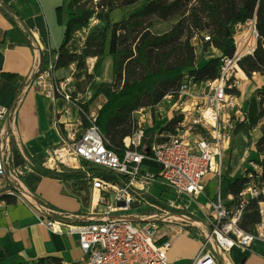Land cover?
<instances>
[{"label":"built area","instance_id":"built-area-1","mask_svg":"<svg viewBox=\"0 0 264 264\" xmlns=\"http://www.w3.org/2000/svg\"><path fill=\"white\" fill-rule=\"evenodd\" d=\"M201 35L203 42L212 40L209 33L202 32ZM260 39L256 16L236 23L235 51L231 55L221 53L217 77L199 80L187 76L176 92L166 95L155 106L162 115L167 114L170 121L178 120L174 132L157 133L145 151L140 148L148 128L144 125L146 114L142 115L133 134L124 139L120 153L108 146L95 116L87 115L90 124L82 126L81 131L66 134L59 128V142L45 155L46 168L62 170L64 166L85 171V163H89L115 173V180L92 177L88 173L100 193L99 203L88 213H57L48 208L50 218L41 219V224L53 230L64 225L68 234L78 237L84 256L74 263L62 264H167L173 239L189 234L190 228L199 225L186 215L177 218L182 214L179 211L183 210V204L170 198L165 204L174 213L148 218L129 214L134 209L158 207L146 195H151V186L159 178L178 197L200 196L205 194L208 179L219 181L216 196L209 198L210 212L205 228L199 227L197 231L200 249L195 264L210 261L218 264V259L224 264L234 246L251 247L255 241L264 243V177L260 178L259 162L249 160L244 175L248 182L240 192L237 204H230L232 195L227 199L222 195L224 157L237 124L247 120L249 98L246 96L254 88L252 85L255 90L263 86L258 79V75L263 77L260 73L249 77L240 66L244 57L254 55ZM58 57V54L50 55L48 65L42 63L30 83L45 97L64 99L68 105H75L80 113L86 114L78 105L81 94L76 82L70 76L58 74ZM22 100L20 93L13 105L0 104V197L16 196L21 192L19 195L25 200L22 178L27 173L26 166L17 165L11 159L12 133L9 131V124L15 119ZM144 160L159 164V173L142 172L140 165ZM251 199H259L260 220L253 230H247L242 226V218ZM56 214L59 218L54 217Z\"/></svg>","mask_w":264,"mask_h":264},{"label":"trees","instance_id":"trees-1","mask_svg":"<svg viewBox=\"0 0 264 264\" xmlns=\"http://www.w3.org/2000/svg\"><path fill=\"white\" fill-rule=\"evenodd\" d=\"M82 0H64L58 8L59 22L66 26L64 40L58 51L57 69L69 67L76 63V70L87 68V60L97 57L113 56V80L103 81L99 84L94 95L87 101H78V105L86 114L81 113L82 126L87 127L90 121V105L100 95L106 98L100 108L96 123L108 140V146L120 153L124 148V139L135 131L137 120L134 113L147 107L154 108L166 95L176 92L187 76H193L199 80L214 79L218 75L220 58H214L202 67L196 65L195 45L191 42V36L185 37L186 31L182 22L177 23L170 31L154 34L145 26L147 18L158 16L162 19L177 14L183 4L190 0H99L97 15L104 21V26L99 31L92 32L86 42L83 51L72 52L68 44L73 38V29L76 26H86L93 13V9L81 4ZM197 6L192 9L195 26L199 33H207L203 23V17H208L215 25V35H211V41L204 42L212 45L222 53L231 55L235 51L233 42L234 26L238 22H245L256 16L257 29L261 39L254 55H248L242 59L240 66L249 77L254 73L264 75V0H197ZM204 13L201 16L200 13ZM202 37V41H203ZM4 42H0L3 44ZM55 54V53H53ZM43 65H48V59L44 58ZM93 73H87L84 83L91 85ZM83 82L76 85L81 87ZM80 91V90H79ZM78 91V92H79ZM237 92L236 89L233 90ZM260 93V101L248 107L247 120L237 124L235 134L244 129L256 127L264 117V85L256 90ZM81 93V92H79ZM178 119L170 121L164 128L169 132L175 131V123ZM63 132V128H62ZM153 127L147 128L146 137L140 148L145 151L150 147L155 138ZM256 150L259 157L252 158L259 162L264 177V130L256 141ZM15 163L25 162L19 150H14ZM30 158H34L30 157ZM142 172L159 173L161 166L155 162L144 160L140 165ZM51 173L63 180H73L80 188H87L88 173L92 177H102L106 180H115V173L101 167H90L83 170H70L62 167L61 172L51 170ZM162 181L160 178L158 179ZM248 178L243 176L234 180L223 175L222 189L225 197L232 195L231 205L239 201V194L244 189ZM147 198L154 203H163L151 195ZM170 192L163 190L162 198L166 199ZM7 203L16 202L12 195H2L0 201ZM259 199H251L245 209L242 218V226L247 230H253L260 220L258 213ZM6 260L0 245V262ZM39 264H62L58 257H44Z\"/></svg>","mask_w":264,"mask_h":264},{"label":"crops","instance_id":"crops-1","mask_svg":"<svg viewBox=\"0 0 264 264\" xmlns=\"http://www.w3.org/2000/svg\"><path fill=\"white\" fill-rule=\"evenodd\" d=\"M63 3L64 0H0V42H4L0 44V104L11 106L20 93L23 96L17 115L9 124V131L24 158L45 156L47 150L59 142V128H63L66 134L83 129L81 113L75 105H68L61 98L45 97L30 83L44 58L56 56L64 40L66 26L59 22L58 16V8ZM68 48L77 52L81 46L70 42ZM113 59L110 55L100 59L90 58L93 68L90 72L95 79L87 93H82L81 99L86 96L84 101L89 100L101 82L113 80ZM70 68L58 69V74L61 77L70 76L76 83L85 79L86 70L71 72ZM255 89V86L251 88L246 97L249 98ZM101 96L103 102L98 111L90 110V115L96 117L105 103L106 98ZM249 105L248 99L247 109ZM247 131L244 129L234 134L233 139ZM225 161L224 157V164ZM25 166L28 170L22 178L25 200L19 192L15 196L16 202L0 201V245L6 255V260L0 264H39L41 258L49 256L60 258L62 263L81 260L84 253L77 236L68 234L64 225L53 230L40 221L43 217L50 218L48 208L57 213L80 215L88 213L99 200L93 204L92 191L87 195V188H80L73 180L57 177L43 162L38 165L33 163L32 166L27 162ZM248 167L249 161L243 164V176ZM213 180L206 181L205 194L197 197L183 195L177 198L170 192L168 199L181 202L185 207L184 214H179L177 218L189 216L201 229L205 228ZM54 217L59 218V215ZM199 227L190 228L189 234L173 239L167 264H195L200 249L197 238ZM224 264H264V243L255 241L251 247L234 246Z\"/></svg>","mask_w":264,"mask_h":264},{"label":"rangeland","instance_id":"rangeland-1","mask_svg":"<svg viewBox=\"0 0 264 264\" xmlns=\"http://www.w3.org/2000/svg\"><path fill=\"white\" fill-rule=\"evenodd\" d=\"M98 2L99 0H82L81 1V4L83 6L89 9H93L94 11H97V12L93 13L92 17L89 19V23L86 26H76L73 29V33H72L73 38L71 42H74L76 45L81 46L80 51H77L78 53L83 51V48L86 45L89 35L94 31H99L104 26V21H102L97 15L99 11V9L96 7ZM197 5H198L197 0H190L188 4L182 5L181 10L177 14L169 17L168 19H162L158 16H152V17L147 18L145 21V26L148 27V30H150L152 33L159 34V33H165V32L170 31L177 23L182 22L183 27L186 31L184 38H186L187 36H191V42L194 43L195 45L196 65L197 67H202L205 64H207L209 61H211L212 59L220 57L222 52L212 45H205V43L202 41V35L201 33H199V30L195 26L196 21L192 14V9L196 7ZM197 9L200 12L201 7L197 6ZM200 15L204 16L205 14L202 13L201 11ZM203 18H204L203 23L210 25V26H206L207 28H205L204 30H207L208 31L207 33L211 34L214 37L215 25L212 23V21L208 17H203ZM197 42H199L198 45H196ZM68 49L70 50V48ZM69 67H71L70 68L71 72L78 71L76 70V63H72V65ZM91 69L93 68L91 67L90 58H89L87 60V68L85 70L87 71V73H91L90 72ZM112 69H113V65H112ZM93 76L94 77L91 79L92 83L94 82V79H95V75ZM262 76L263 77L260 78V76L258 75V79H261V81L263 82L264 75ZM82 82H83L82 86L79 87L80 91L78 90L79 92H81L80 93L81 98L83 97L82 93L86 94L90 86L89 83L88 84L84 83L85 80H83ZM258 84L259 83H257V85ZM252 87H254V85H252ZM261 96L262 95L260 93H257L255 90V92L251 93V96L249 97V104L251 105V104H256V102L258 103L260 101ZM85 97L84 99H81L80 101L82 100L84 101L86 99ZM102 102H103V97L98 96L93 101V103L90 105L92 107H90L91 109L89 108V110L98 111L99 109L98 106ZM143 109H140L139 110L140 112L138 111L134 113V117L137 120V125L139 124V122L142 121V115L146 114V116H144V119H147L146 122L144 123L146 127L148 128L153 127L156 134L164 133L167 135V134L172 133L167 130H164L165 129L164 127L170 121L167 114L162 115L159 112V110L156 109L155 107L154 108L147 107L145 108V110ZM263 130H264V117L262 118L261 122L256 127L250 128V129L248 128L247 132H245L244 134L238 135L236 138L232 140V143L230 146L231 149L227 151L226 156H225V159H226L225 164H224V175L225 176H228L232 180L239 178V177H243V174H244L243 164L252 158H255V157L257 158L260 155L257 153L255 140H258L257 137L258 135H262ZM15 149L19 150L15 139H12L11 140V159L13 158L14 162H15V157H14ZM28 158H29L28 156L27 158L26 157L24 158L25 159V162L23 163L24 166L26 165L27 162H29V166H32L33 163L34 164L37 163V165L38 163L42 164V162L44 163V160H45V156L36 157L35 159H32V158L28 159ZM90 167H93V165H90L89 163H85L86 169ZM26 171H28L27 168H26ZM212 183L213 184L211 185L210 194L212 195V197H215L219 190V181L218 179H214ZM86 185L88 187L87 192H86L88 195L91 191L93 192L95 183H93V180L88 179ZM164 188L167 189V184L163 180L162 181L156 180L151 186V190H152L151 195L155 198H162V192ZM167 191L174 193L170 189H167ZM222 195L223 197H225L224 191ZM176 197L179 198L177 195ZM156 204L158 205V207H152V208L149 207L147 209H134L129 214L138 213V215L148 218V217L155 216V214H159V216H165L167 212L174 213V210L172 208H169L166 204L159 203V202H157ZM165 210H168V211H165ZM183 210H185L184 205H183ZM183 210L179 212L184 214ZM135 224L137 225V223ZM218 264H223L220 261V259H218Z\"/></svg>","mask_w":264,"mask_h":264},{"label":"bare ground","instance_id":"bare-ground-1","mask_svg":"<svg viewBox=\"0 0 264 264\" xmlns=\"http://www.w3.org/2000/svg\"><path fill=\"white\" fill-rule=\"evenodd\" d=\"M93 61H94V59H93ZM99 200V189H98V187H95L94 189H93V204L95 203H97V201ZM206 264H214L212 261H210V262H207Z\"/></svg>","mask_w":264,"mask_h":264}]
</instances>
